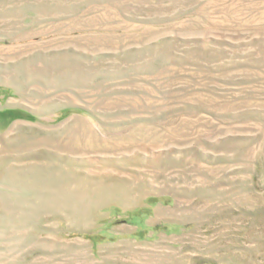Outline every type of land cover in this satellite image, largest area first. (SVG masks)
<instances>
[{
    "label": "rangeland",
    "instance_id": "374dc122",
    "mask_svg": "<svg viewBox=\"0 0 264 264\" xmlns=\"http://www.w3.org/2000/svg\"><path fill=\"white\" fill-rule=\"evenodd\" d=\"M0 264H264V0H0Z\"/></svg>",
    "mask_w": 264,
    "mask_h": 264
}]
</instances>
